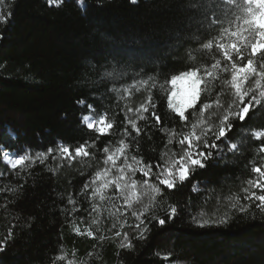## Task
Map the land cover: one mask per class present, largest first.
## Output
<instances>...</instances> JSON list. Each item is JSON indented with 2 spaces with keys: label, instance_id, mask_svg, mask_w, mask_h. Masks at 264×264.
<instances>
[{
  "label": "trees",
  "instance_id": "16d2710c",
  "mask_svg": "<svg viewBox=\"0 0 264 264\" xmlns=\"http://www.w3.org/2000/svg\"><path fill=\"white\" fill-rule=\"evenodd\" d=\"M57 3L4 0L3 11L12 15L0 23V264H264V213L254 197L245 198L258 195L249 184L259 180L254 168L264 170V138L253 135L264 131V98L253 101L243 123L232 116L243 105L235 102L231 70L223 71L230 62L221 47L228 45L238 67L253 59L255 71L241 88L259 97L264 60L251 55V26L245 24L254 8L245 0ZM197 69L200 102L184 121L167 106L171 77ZM149 94L155 108L141 120L138 110ZM225 113L234 125L231 139L215 141L206 167L173 190L160 185L155 165L179 158L182 134L217 126ZM85 115L105 117L113 127L100 134L86 127ZM208 137L215 140L211 132ZM60 145L71 154L61 156ZM81 145L88 155H75ZM6 152L35 163L11 168ZM40 152L43 163L36 158ZM108 155L120 158L106 164ZM121 162L139 188L136 196L125 199L108 185L100 200L94 188L105 169ZM148 163L154 167L147 177L133 170ZM172 207L177 214L169 219ZM221 218L228 222H194Z\"/></svg>",
  "mask_w": 264,
  "mask_h": 264
},
{
  "label": "snow or ice",
  "instance_id": "6c2138e0",
  "mask_svg": "<svg viewBox=\"0 0 264 264\" xmlns=\"http://www.w3.org/2000/svg\"><path fill=\"white\" fill-rule=\"evenodd\" d=\"M81 4H83V0H79ZM137 0H131V3H136ZM249 5H255L256 8L259 10L253 11L251 8L248 9V13L250 15V19L245 20V24L251 26L248 31V47L250 48V53L252 56L260 55L261 60H264V0H247ZM49 5L57 4V0H48ZM4 6V0H0V23H6L8 18L11 17L12 12L8 11L5 13L3 11ZM259 36V39H256V36ZM237 35L239 33H236ZM231 48L235 50L236 55L243 59V53L241 52L240 48L237 47L235 43H232ZM206 48H210V44L205 45ZM222 48H224V57L227 61L230 62V64H226L223 68V71L227 72L231 70V85L235 89L236 93V103L243 105L242 107H238L236 110L232 111V116L238 117L240 122L243 123L245 118L247 117V114L249 112L250 107L252 106L253 101H255L257 104L260 102L261 98H264V91L259 92V97L256 95H250L253 91V89L249 88L242 91L241 88V82L247 79V74L253 73L255 69L253 68V59L249 58L247 59L246 66H237V63L233 61L232 55L227 51L228 45H222ZM220 65V61L217 60L213 65L212 68H217ZM199 70H192V71H185L182 73L184 77L189 79L191 81L190 88L181 93L172 92L171 96L167 98V106L176 113L182 120L187 121L188 117L185 115L186 110L189 109H196L197 104L200 102V85L202 82V77L198 76ZM261 78H264V71H261L260 73ZM177 79L176 75H173L171 77V80L173 83H175V80ZM161 89H164V85H160ZM247 95H250V99L245 103V97ZM81 105L84 104V100L81 99L79 101ZM203 109L206 110L209 108V104L204 103ZM92 108V105H89V109ZM155 108V100L149 94L147 96V103H143L140 106V109L142 111L138 110L139 116L138 118L143 120L145 119L143 112H148L149 109ZM131 111V109H129ZM152 115L155 116V120L157 123L160 122V117L158 114H156L154 111L152 112ZM89 116L85 115L83 117V120L85 122L89 121ZM229 115L225 113L221 120L219 125L211 127V128H202L200 130V133L197 134L196 132H190L188 134H182V138L179 140V144L181 145V152L179 154L178 159H171V160H165L163 165L157 163L155 165V168L157 171L154 173L156 176V179L159 181V184L164 186L167 190H173L176 188L177 183L179 182L182 184L184 181L190 178L192 172L196 170V168H204L206 167V161L208 158L212 157L213 149H216L218 147L217 143L215 141H219L222 138L225 140L231 139L228 135L229 131L234 127L233 124L229 123ZM131 123L132 129H134L139 135L140 129L137 128V125L134 120L129 121ZM101 127L97 129V131L100 134H107V129H111L113 125L111 123L105 124L104 120H100ZM89 128H93L94 125L89 123ZM192 128H196V124H192ZM211 132L212 136L215 137V140L211 143L209 142L208 133ZM253 135L256 138H264V131H256L253 133ZM194 137V139H193ZM123 144V142H121ZM169 144L172 143V140L169 139ZM186 145V146H185ZM128 145H123L122 148H118L117 152H123L124 148H127ZM231 149H235L237 145L235 143H232L230 145ZM206 149L207 151H205ZM49 152L52 151V149L48 150ZM105 153L109 152V149L105 147L103 149ZM261 151H264V148L261 149ZM60 155L63 156L64 154H71V150L68 146L60 145L59 148ZM88 155V152L86 151V146L81 145L79 147L75 148V155ZM167 155V153H165ZM173 157H175V154H173ZM37 159H40V162L43 163L44 159H46V156L43 152L37 153L36 156ZM135 159V158H134ZM163 159V157H162ZM31 160L32 163H35V160H33L28 155H20L18 158L15 159H9L7 162L11 164L12 168H16L18 165H24L25 161ZM108 161H112L113 164H115V158L113 155H108L107 159L105 160V163L107 164ZM141 161H137V165L141 164ZM153 165L151 163L143 164V175L148 176L150 173H152ZM135 170V169H133ZM120 175L117 176L114 180L111 181L115 185V188L118 190H124L128 189L130 184L123 182V169H119ZM254 171L259 173L261 177H264V171H261L259 167L254 168ZM105 172H107V169H105ZM97 177L101 176L100 172L96 173ZM110 181L104 180L101 185H98L94 188V193H100V200H104L105 196L102 194L104 188L108 186ZM94 183V181H93ZM255 183V186L257 188L262 189L264 191V183L249 181V184ZM85 188H88L89 185L85 184ZM131 188L135 189V182H131ZM155 191L159 192V188H155ZM245 191H248L245 189ZM133 195H135V191H133ZM254 197L255 201H259L260 203L257 204V208L260 209L262 213H264V194L256 195L255 193H249L248 196H246V199H252ZM125 199L127 197L125 196ZM69 203H75L71 198H69ZM239 211L245 212L247 211V208L245 206H240ZM175 214H177V208L172 207L171 213L169 214V219H171ZM195 223H198L200 227H204L206 224L209 223H215V224H224L227 223L228 220L221 218L217 221H197L194 219ZM159 225L163 226L166 223V220L164 218L158 219ZM114 226V225H113ZM147 231V229H145ZM119 234V233H117ZM89 235L91 236L92 233L89 232ZM2 250V249H0Z\"/></svg>",
  "mask_w": 264,
  "mask_h": 264
},
{
  "label": "rangeland",
  "instance_id": "374dc122",
  "mask_svg": "<svg viewBox=\"0 0 264 264\" xmlns=\"http://www.w3.org/2000/svg\"><path fill=\"white\" fill-rule=\"evenodd\" d=\"M224 1L229 2V1H232V0H224ZM245 2L247 3V5H249L248 2H247V0H245ZM52 5H56V4H52ZM251 6L254 8V11H257V12L259 11L254 4L251 5ZM172 86H173V92H177V93L185 92V91H187L190 88L191 81L189 79H187L186 77H184L183 75H181V76L177 77V79L175 80V83L172 82ZM200 88H201V85H200ZM89 118L90 119H89L88 122H85L84 120H83V122L86 125V127H88V124L89 123L93 124L94 125L93 128H89L88 127L91 130H96L97 131V129L99 127H101V124H100V120L101 119H103L104 122H105V124H107L105 117L97 118L95 116H90L89 115ZM19 156L20 155H18L16 153L6 152L4 154V162L11 167V164H9L7 161L9 159L18 158ZM114 158H115V161L116 160L118 161L120 157L119 156H117V157L114 156ZM124 164H125L124 162H121L120 165H117V166H113V164L110 165L107 168V172H105L101 176L100 183L102 184L104 180H108V181H110L109 184H108L109 186H112V185L115 186L113 183H111V181L114 180L117 176L120 175L119 169L122 168L123 169V182L124 183H129L130 186H129L128 189H124V190H120V191H122L125 194V196L128 197V199H129V198H132V197H135L136 196V192L139 190V188L137 187V185H135V189H132L131 188L132 175H129L128 174L127 166L124 167ZM18 166H20V165H18ZM261 171H264V170H261ZM135 172H139V173L142 174L143 171L140 170V168L139 169L138 168H135ZM257 182L264 183V177H261L259 175V180ZM255 190L257 191L258 195L264 194V191H262V189H260V188H257L256 186H255ZM133 191H135V195H133Z\"/></svg>",
  "mask_w": 264,
  "mask_h": 264
}]
</instances>
